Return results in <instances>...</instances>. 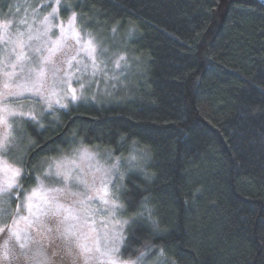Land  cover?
<instances>
[{
    "label": "trees",
    "instance_id": "obj_1",
    "mask_svg": "<svg viewBox=\"0 0 264 264\" xmlns=\"http://www.w3.org/2000/svg\"><path fill=\"white\" fill-rule=\"evenodd\" d=\"M60 2L95 36H131L144 73L120 100L27 125L22 191L74 146L125 157L136 145L149 162L122 180L124 260L162 248L175 264H264V0Z\"/></svg>",
    "mask_w": 264,
    "mask_h": 264
},
{
    "label": "rangeland",
    "instance_id": "obj_2",
    "mask_svg": "<svg viewBox=\"0 0 264 264\" xmlns=\"http://www.w3.org/2000/svg\"><path fill=\"white\" fill-rule=\"evenodd\" d=\"M50 3L53 7L56 6V0L52 2L14 0L6 14L0 18V21H11L7 36L0 29V109L5 103H11L17 99L23 100L25 104L35 109L39 119V123H36L26 117L15 115L7 118L10 128L0 123V139L6 131L10 133L7 149L0 148V253L5 250L9 253L8 259L0 256V264H20V260L25 264H53L51 259L58 254L71 264H112L113 261L115 264H133V262L141 264L140 260L126 261L121 256L130 222L124 223L126 219L122 214L119 192L122 180L129 171L144 173L149 162V155L145 150L132 145L125 157H119L100 148L77 145L63 155L49 158L37 172V180L35 178L31 187L25 191L20 188L23 165L32 145L25 132L27 125H32L39 131V128L44 127L46 116L57 110H67L78 104H111L120 100L130 90L137 76H142L144 73L143 64L127 53L126 46L130 43L131 36L125 40L115 32L109 36L91 34L97 46L95 53L97 67H93L90 57L81 53L77 57L79 63L74 61L73 68L67 69L64 61L75 55L79 47L71 39L67 41L70 47L64 50V54L58 53L53 62L43 65L46 70V85L54 87L59 95L63 96L65 92H68V83L72 88L77 89L78 99L75 101L71 99L70 92L65 96L63 102L68 105L67 109L53 104L52 109L48 110L42 98L31 93H25L19 98L9 96L5 100L4 84L13 83L5 73L15 71L14 79L17 84L23 83L28 76L35 79V74L30 70L38 71L40 57L47 55L42 47L47 37L41 36L40 39H36L35 36L37 31H44L45 25L41 21L52 11V8L47 6ZM61 7L60 2L59 15L49 19L54 25H59L63 21L64 26L67 27L73 11L69 5ZM76 27L80 30L81 38L88 39L90 32L85 30L78 16ZM29 28L33 36L31 40L28 38ZM18 33H23L19 36V40L23 42L22 49L13 43L17 41ZM49 35L52 39H56L60 35L59 28L53 27ZM37 48L40 49L39 52L36 51ZM21 51L25 56L22 66L17 65L13 69L11 65L15 62L16 54ZM119 55H124L126 59L120 61L117 67L116 60ZM66 70L72 73L70 78L64 74ZM81 83L85 85L83 89L80 88ZM41 112H43L42 116ZM3 115L4 113L0 111V117ZM82 148H87L90 155L82 157L77 151ZM132 155L137 159L131 160ZM5 162L11 169L19 168L20 175L13 176L11 171L6 170ZM57 163L61 164V171L70 170L71 175L68 180H65L62 175H56ZM113 164H117V167L113 168ZM41 181L43 188H40ZM10 182H14L13 186L8 191H4ZM105 185L109 191L107 198L110 201L115 200V205L105 204L92 191L93 188L100 189ZM34 189H39L40 194L46 196L49 203L34 197L32 212H29L27 198ZM52 189L62 191L55 192L51 191ZM87 195H93V199L87 202L90 212L89 214L78 212L79 220L65 221L66 213L63 210L57 215L52 214L55 211V204L79 210L81 208L79 201L85 199ZM53 197H55L54 201ZM68 225H75L76 235H61ZM13 231L19 234V240ZM21 243L25 247L21 248ZM150 264H172V262L167 256H160L158 261Z\"/></svg>",
    "mask_w": 264,
    "mask_h": 264
},
{
    "label": "snow or ice",
    "instance_id": "obj_3",
    "mask_svg": "<svg viewBox=\"0 0 264 264\" xmlns=\"http://www.w3.org/2000/svg\"><path fill=\"white\" fill-rule=\"evenodd\" d=\"M48 7L52 8V11L43 18V21H41L42 24L45 25L44 31L43 32H39L37 31L35 38L36 39H40L41 36L47 37V39L43 42L42 47H44V50L47 52V55H43L42 57H40L39 59V70L37 71L36 69H31L30 72L35 74V79H32L31 76H28L25 78L23 83H15V77H16V73L15 71L12 72H6L5 75L8 77L9 80H12L13 83L9 84V83H5L4 84V98L5 100L7 99V97L11 96V97H22L24 96L25 93H31L33 95H38L42 98L43 102L47 105V109L51 110L53 107V104L58 105L61 108L67 109L68 105L66 103L63 102L65 96H67L70 92L71 94V99L73 101H75L76 99H78L77 96V89L72 88L71 84L68 83V92H65L63 96L59 95L57 93V91L55 90L54 87H48L46 85V81H45V76H46V70L43 67V65L48 64L53 62L54 57L57 56V54H64V50L68 47H70L67 43V41L69 39L73 40L75 42L76 45H78L79 47L76 49V54L70 56L67 60L64 61V63L67 65V69L70 70L73 68V62L76 61L77 63H79V61L77 60V57L81 54L84 53L86 54L88 57L91 58L92 62H93V67H97L96 64V50H97V46L94 42V39L91 35V33L88 34V39H82L81 38V33L80 30L76 27V19H77V13L73 12L72 16L69 18L68 20V24L67 27L64 26L63 21L60 22L59 25H54L51 23L50 21V17L52 18H56L59 15L60 12V0H56V6L53 7L52 4H48ZM67 6H65L66 8ZM22 23H24L22 21ZM11 24V21L8 20H4V21H0V29L3 30L4 35L7 36L8 34V29L9 26ZM53 27H58L59 28V32L60 35L56 37V39H52L51 35H49V33L51 32V29ZM113 32L116 31L115 27L112 29ZM29 40L33 39V36L31 35V28H29ZM131 34V33H129ZM23 33H18V39L17 41L13 42L16 47L19 48H23V42L19 40V36H22ZM37 52L40 51L39 48L36 49ZM106 51V50H105ZM25 56L24 53L21 51L19 53L16 54L15 57V62L12 63L11 67L13 69H15L17 67V65H21L22 66V62L24 61ZM126 57L124 55H119V58L116 60V66L119 67V62L122 60H125ZM59 69H57L58 71ZM78 70V69H77ZM64 74L66 76H69V78L71 77L72 73L70 71H65ZM84 84L81 83L80 84V88L83 89L84 88ZM15 105V106H13ZM24 109H27V111H24ZM0 111H2L4 113V115L2 117H0V123H3L4 126L6 128H10L11 126L8 124L7 122V118L9 116H15V115H19L21 117H26L27 119L34 121L36 123H39V119L38 116L35 113V109L28 104H25L23 102V100H14L11 103H5L3 108L0 109ZM40 115H43V112L40 113ZM10 133L9 132H5L3 135V138L0 139V148H4L5 150L7 149V144H8V137H9ZM135 143V142H133ZM81 153L82 157H87L89 156V151L87 148H82L77 150ZM131 160H136L137 157L132 155L130 157ZM119 163V157L117 158V164ZM117 164H113L112 167L116 168ZM61 164L57 163L56 165V175L60 176L62 175L64 177L65 180H68L70 178V170H65V171H61ZM5 168L8 171L12 172L13 176H19L21 173V170L19 168L16 169H11L5 162ZM121 178H123V173H121ZM14 182H10L8 184V187L4 189V191H8L9 188H11L13 186ZM40 188H43V182L41 181L40 183ZM51 191H55V192H60L62 191L61 189H52ZM93 193L99 197V199L101 201H103L105 204L107 203H112L113 205L116 204L115 200H109L107 197L109 196V191L107 186L105 185L104 187L100 188V189H96L93 188L92 189ZM73 195H81L80 193H72ZM34 197H38L39 199L43 200L44 203H49V200L47 199L46 196H42L40 194L39 189H34L32 194L28 196L27 200V208L29 212H32V208H33V198ZM93 199V195H87L85 199H81L79 201L81 208L79 210L74 209V208H66L64 205L62 204H55V211L52 213L53 215H57L61 212V210H63L66 215L64 216V220H79V216H78V212H82L84 214H89L90 212V208L88 205V201ZM52 200H55V197L52 198ZM122 207V206H121ZM139 215V214H138ZM27 219V218H24ZM125 224L129 223L128 220L124 221ZM153 226L157 229H159V226L157 224L156 221H153ZM15 227V226H14ZM75 229V225H68L65 228V232L61 233V235H69V236H74L76 235V231ZM13 234L17 236V239L19 240V234L15 231H13ZM7 243V242H6ZM81 247H83L82 245H80ZM20 247L23 248L25 247V245L23 243L20 244ZM85 251H87V249H85ZM145 255L144 252L140 253V256L143 257ZM159 255L160 256H164V250L161 248L159 250ZM0 256H3L4 259H8L9 258V253L7 250H5L4 252L0 253ZM112 264H115V261L112 262ZM133 264H135V262H133ZM173 264H175V261H173Z\"/></svg>",
    "mask_w": 264,
    "mask_h": 264
},
{
    "label": "flooded vegetation",
    "instance_id": "obj_4",
    "mask_svg": "<svg viewBox=\"0 0 264 264\" xmlns=\"http://www.w3.org/2000/svg\"><path fill=\"white\" fill-rule=\"evenodd\" d=\"M53 259H51V261L53 262V264H71L67 259H65L64 257H62L60 254H58L55 257H52ZM21 263L20 264H25L24 262H22V260H20Z\"/></svg>",
    "mask_w": 264,
    "mask_h": 264
},
{
    "label": "bare ground",
    "instance_id": "obj_5",
    "mask_svg": "<svg viewBox=\"0 0 264 264\" xmlns=\"http://www.w3.org/2000/svg\"><path fill=\"white\" fill-rule=\"evenodd\" d=\"M90 105L91 106H97V104H95V103H91ZM106 105H108V104L107 103L98 104V107H100V106H106Z\"/></svg>",
    "mask_w": 264,
    "mask_h": 264
},
{
    "label": "clouds",
    "instance_id": "obj_6",
    "mask_svg": "<svg viewBox=\"0 0 264 264\" xmlns=\"http://www.w3.org/2000/svg\"><path fill=\"white\" fill-rule=\"evenodd\" d=\"M172 264H173V262H172Z\"/></svg>",
    "mask_w": 264,
    "mask_h": 264
}]
</instances>
